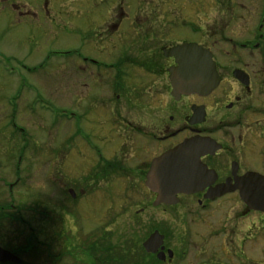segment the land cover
I'll return each mask as SVG.
<instances>
[{
  "label": "rangeland",
  "instance_id": "rangeland-1",
  "mask_svg": "<svg viewBox=\"0 0 264 264\" xmlns=\"http://www.w3.org/2000/svg\"><path fill=\"white\" fill-rule=\"evenodd\" d=\"M122 6L131 16L123 20L140 26L152 21L163 27L169 6L180 7L188 27L203 12L200 22L211 34L221 32L239 40L258 30L264 0H0V205L11 201L24 207L21 213L11 206L0 210V240L5 242L8 235L24 240L31 228L42 249H51L41 264H53L52 256L54 264H89L81 249L73 255L66 250L78 241L87 242L89 235L103 237L119 249L137 250L159 230L176 252L172 264H264V228H259L264 220L257 213L243 215L246 208L240 200L204 208L197 200L153 207V200H142L148 197L145 190L133 187L140 176L134 170L143 158L138 160L134 138L122 145L123 139L133 137L132 126L127 129L123 124L126 130L116 133L117 125L111 121L117 115L133 120L136 112L132 108L117 115L108 112L113 105L121 108L119 92L133 89L113 69L98 81L105 85V95V89L84 72L85 66L101 72L98 58L117 63L118 57L126 56V44L116 46L96 34L102 33L106 21L119 18ZM160 29L157 45L159 41L168 45L165 26ZM184 34L182 30L175 36ZM222 35L211 36L209 44L215 52L232 51ZM71 76L77 78L76 86ZM101 94L108 100L102 96L103 103L96 101ZM162 147L147 149L148 158ZM102 159L114 164L107 177L98 173ZM69 187L76 198L69 195ZM80 200H87L90 207L78 211ZM139 252H132V261L126 264L154 258ZM20 256L29 262L28 253Z\"/></svg>",
  "mask_w": 264,
  "mask_h": 264
},
{
  "label": "flooded vegetation",
  "instance_id": "flooded-vegetation-1",
  "mask_svg": "<svg viewBox=\"0 0 264 264\" xmlns=\"http://www.w3.org/2000/svg\"><path fill=\"white\" fill-rule=\"evenodd\" d=\"M132 7L135 9L137 6ZM122 8L123 6L117 10L119 12L118 20L116 18L106 21L102 33L96 32V34L101 35L102 37L99 38L104 42L111 40L115 42L116 46L120 43L123 46L126 44L127 48L124 49L126 56L118 57L117 63L115 60L110 62L98 58L100 62L97 69H101V72H91L87 66H85L84 72L89 74L87 78L96 85L100 84L98 81H101L100 78L106 74V71L114 69L118 73V78H122L121 81L133 89L131 93L129 90L124 91L123 89L117 94V97L123 100L120 109L119 106L114 105L108 107V112L115 115L130 108L136 112L133 120L128 117L121 119L117 115L111 121L113 127L115 124L117 125L115 126L116 133L121 129L126 130L122 128L123 124L127 129L128 125L132 126L133 137L123 139L122 145L134 138L133 140L139 148L138 160L143 158L139 160L137 168L134 170L137 175L140 174L139 177L142 180L137 183L139 180L137 177L133 187L138 190L144 189L143 193L148 194V197L142 198V200H157L158 193L150 189L145 182L153 166V160L189 138L196 139L198 149L203 151L210 148V151L201 154L200 162L195 165L196 172L199 173L197 180L194 181L198 182L196 186H199L200 189L191 193H178L177 197L180 202L182 200H197L198 204L204 208L227 200H240L246 208L243 215L257 213L264 220V211L250 209L249 205L243 201L245 199L242 196V191L250 195L249 200H257L255 197L257 194L264 196V9L260 12V22L256 28L258 30H254L251 37L249 35L235 40L233 37L222 35L221 32L211 34L209 26L205 27L200 22V14L203 12L198 13L197 20L190 19V27H188L185 24L187 19L180 15V7L171 10L169 6L164 11L168 20L165 23L160 22L163 23V27L165 26L164 34H166L168 45L159 44L160 41L157 45L160 28L163 27L152 21L151 25L147 26H140L137 21L130 23L124 21V18L128 19L131 16L126 14ZM152 11L153 9H150L149 13ZM109 22L110 24H108ZM182 30L186 34L175 36L176 32ZM114 34L116 36L108 37ZM218 34L232 44V51L215 52L213 50V44L211 46L209 43L212 37L214 38ZM192 36V40H187ZM187 42L206 46L212 51L220 79L218 86L209 93L183 94L178 99L172 94L173 88L170 79V69L177 65L176 57L167 55L165 50ZM83 60L84 62L88 61L86 56L83 57ZM73 67L76 70V64H73ZM71 77L72 85L76 86L77 78ZM139 78L140 80H137ZM100 86L105 89V95L108 94L105 85L100 84ZM141 88L143 91H140ZM90 94L88 93L86 96ZM105 95H97L96 101L99 100V103H103L102 96L107 98ZM91 99H94V96ZM107 100L105 99V102ZM106 105L104 113H102L105 117L103 124L108 109H106ZM113 127L110 128V133L114 135ZM155 144L163 147L148 158L149 154L146 150L151 149ZM94 150L99 156L103 155L98 146H94ZM100 163L103 164L98 173L107 177L108 171L112 170L114 164H109L107 159H102ZM68 193L72 198L77 196L70 187ZM86 201H79L78 211H82L85 205L90 207ZM161 205L166 208L174 206ZM8 206L16 208L20 213L24 208L21 204L17 207L10 201L5 206L0 205V210H5ZM62 209L65 210V207ZM19 218L21 221L24 219L21 214ZM261 226L259 228H264V225L261 224ZM161 233L164 234V232ZM25 236L24 240H21L18 235L14 237L8 235L5 242L0 240V246L21 258V252H28L29 242ZM168 249L171 248L165 244L166 254ZM172 250L174 251V249ZM160 251L161 249L157 254ZM200 252L204 253V251ZM145 253L158 260L157 254ZM168 257L167 254L166 260L160 261V263L172 264L176 252L173 253L172 259ZM24 262L26 261L22 259L20 264ZM0 264L16 263L1 261Z\"/></svg>",
  "mask_w": 264,
  "mask_h": 264
},
{
  "label": "water",
  "instance_id": "water-1",
  "mask_svg": "<svg viewBox=\"0 0 264 264\" xmlns=\"http://www.w3.org/2000/svg\"><path fill=\"white\" fill-rule=\"evenodd\" d=\"M167 55L176 57V66L171 70L172 94L176 98L183 94H206L219 83L216 63L212 52L197 43H184L165 50ZM210 151L198 149L196 139H188L162 156L153 160V166L145 181L147 186L158 193L154 206L162 203L174 205L179 203L177 197L181 192H195L200 189L197 180L199 172L195 167L200 162L201 154ZM199 187V188H198ZM243 200L252 210L264 211V196L257 194V200H249L250 195L242 191ZM164 235L155 230L143 243L147 252H158L159 259H166L164 252ZM169 256L173 252L168 250ZM21 263L15 253L0 246V262Z\"/></svg>",
  "mask_w": 264,
  "mask_h": 264
},
{
  "label": "trees",
  "instance_id": "trees-1",
  "mask_svg": "<svg viewBox=\"0 0 264 264\" xmlns=\"http://www.w3.org/2000/svg\"><path fill=\"white\" fill-rule=\"evenodd\" d=\"M27 238L29 242L27 253L30 257V260L29 262L26 261L23 264H41L39 261H42V259L45 260V258L42 257L51 256L50 255L51 249L49 247L43 246L44 249H42L41 243L37 239L35 230H31L30 228L27 232ZM103 239H104L103 237L92 239L91 235H89L87 237V242H85L84 240L78 241L74 247L72 246V249H67L66 253L67 254L70 253L73 255V253L76 252L77 249L78 251L81 249V251H84L88 259L90 260L89 264H126L132 261L131 260L132 252L134 253V251L140 250V252L142 251L143 253H145V250L142 247H140L137 250L127 249V248L119 249L117 247H114L112 243H109L108 241ZM143 259L144 260L142 261V264H164V263H160V260H157L156 258L154 259L149 257L148 259L146 257ZM51 260H52L51 263L54 264L53 256ZM73 264H82V263L76 262Z\"/></svg>",
  "mask_w": 264,
  "mask_h": 264
}]
</instances>
